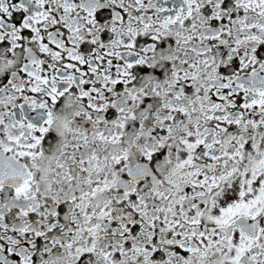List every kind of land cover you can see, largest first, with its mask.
Returning a JSON list of instances; mask_svg holds the SVG:
<instances>
[{
    "label": "snow or ice",
    "instance_id": "6c2138e0",
    "mask_svg": "<svg viewBox=\"0 0 264 264\" xmlns=\"http://www.w3.org/2000/svg\"><path fill=\"white\" fill-rule=\"evenodd\" d=\"M0 264H264V0H0Z\"/></svg>",
    "mask_w": 264,
    "mask_h": 264
}]
</instances>
